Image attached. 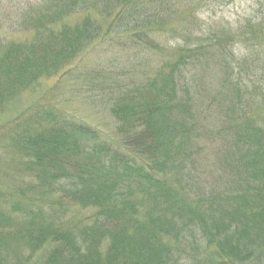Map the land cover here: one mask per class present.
Instances as JSON below:
<instances>
[{
    "label": "trees",
    "instance_id": "1",
    "mask_svg": "<svg viewBox=\"0 0 264 264\" xmlns=\"http://www.w3.org/2000/svg\"><path fill=\"white\" fill-rule=\"evenodd\" d=\"M199 1L36 0L27 11L30 41L5 50L0 82L26 85L37 66H66L109 35L120 50L86 72L114 130L49 104L0 125L25 158L0 187L12 202L0 207V264H264V0L235 26L190 27ZM136 44L148 75L117 94L116 74H96ZM72 205L95 210L77 218Z\"/></svg>",
    "mask_w": 264,
    "mask_h": 264
},
{
    "label": "rangeland",
    "instance_id": "2",
    "mask_svg": "<svg viewBox=\"0 0 264 264\" xmlns=\"http://www.w3.org/2000/svg\"><path fill=\"white\" fill-rule=\"evenodd\" d=\"M35 1L0 0V68L5 69L6 67L4 53L8 47L14 45L22 47L30 41V35L24 32V20L27 17V11H29ZM174 2L178 8L186 9L194 0H174ZM206 3L203 4L202 0H200L195 5L194 9L199 17L197 23H195V19L186 17V22L190 27L206 23L235 26L243 15L251 11V6L256 4V0H223L222 3H215L214 5ZM197 28L199 27L195 29ZM108 36L106 35L101 43L85 47L86 49L83 48L82 53L75 56L72 59L73 61H69L71 63L66 66L63 64L57 67L56 65H50L46 68L37 66L39 71L36 78L38 77V79L31 80L26 85L19 86L13 80L12 83L14 84L4 86L2 80L0 82V125L8 121H14L15 116L23 114L25 110L49 104V106H59L76 114L91 125L98 126L112 133L114 126H112V121L110 122L112 119L110 113H108L110 108V100L106 98L108 95L99 89L98 83L93 81L86 72L100 59H109L107 57L111 56L114 51L120 50L118 41ZM139 47L140 45L136 44L135 47H130L126 50L127 52H120L117 55V61L122 63V66L115 65V69L112 72L105 71L103 74L98 73L96 77L99 79L100 75L108 77L107 74H116V78H112V82H114V86L117 85V88L113 91H116L117 94L122 93L124 89L121 83L127 84L130 81H144L148 73L143 68V62L139 58L146 60L147 57H145L146 53L140 57ZM233 49L236 55H241L243 52V49L239 45H235ZM150 57L151 65H159L160 58L155 52L150 54ZM6 69L10 70L6 75L8 80L16 78V72L13 73L12 68ZM121 75H124L125 78H122ZM0 77L2 79V75ZM197 126L200 127L199 125ZM4 133V130L0 129V187L3 189L12 186L13 179H15L18 172V170L13 169L16 166L14 163H21L25 159L22 156L19 158L15 153L14 136ZM197 137L198 139H203V136L197 135ZM137 139L134 138V140ZM209 151L210 148L207 150V153H213L214 148L212 147L211 152ZM199 157L202 158V161L204 160V165H208L206 162L209 158L208 156L204 157V155H200ZM1 202L0 207H3L2 210L7 211L8 208L12 207L11 201H7L4 204L2 200ZM93 210H95L93 206L82 208L72 205L68 211V215L74 214L77 218H82L92 213ZM37 252L41 253L42 249H39ZM10 253H13V251ZM37 259V257H34L32 262L26 264H39V262L36 263Z\"/></svg>",
    "mask_w": 264,
    "mask_h": 264
}]
</instances>
